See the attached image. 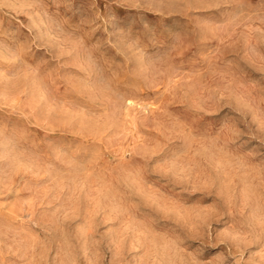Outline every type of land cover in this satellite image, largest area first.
<instances>
[{
	"label": "clouds",
	"instance_id": "obj_1",
	"mask_svg": "<svg viewBox=\"0 0 264 264\" xmlns=\"http://www.w3.org/2000/svg\"><path fill=\"white\" fill-rule=\"evenodd\" d=\"M141 95L185 139L143 164L139 188L81 206L99 220L61 228L56 264H264V0H0L8 154L40 147L37 129L44 146L98 136L97 115ZM151 184L175 198H143ZM193 197L212 203L194 215Z\"/></svg>",
	"mask_w": 264,
	"mask_h": 264
},
{
	"label": "rangeland",
	"instance_id": "obj_2",
	"mask_svg": "<svg viewBox=\"0 0 264 264\" xmlns=\"http://www.w3.org/2000/svg\"><path fill=\"white\" fill-rule=\"evenodd\" d=\"M157 104L141 95L132 99L118 118L111 113L97 115L94 119L106 122L101 134L74 143L44 146V132L37 129L35 143L40 147L12 154L0 148V264H56L63 258L57 255L61 253V228L88 229L99 220L88 212L82 214L81 206L103 205L121 187L135 189L145 183L143 164L185 139L180 124L169 134ZM30 127L35 129L34 124ZM232 184L242 199L243 178L236 177ZM148 189L140 192L145 199H157L161 193L175 198L156 184ZM211 203V198L193 197L184 206L195 215ZM216 251L210 248L208 256ZM251 255L245 253V259Z\"/></svg>",
	"mask_w": 264,
	"mask_h": 264
},
{
	"label": "bare ground",
	"instance_id": "obj_3",
	"mask_svg": "<svg viewBox=\"0 0 264 264\" xmlns=\"http://www.w3.org/2000/svg\"><path fill=\"white\" fill-rule=\"evenodd\" d=\"M124 114V113H123ZM138 116V115H137ZM141 121V120H140ZM29 203V202H28ZM97 203V202H96ZM20 205V204H19Z\"/></svg>",
	"mask_w": 264,
	"mask_h": 264
}]
</instances>
